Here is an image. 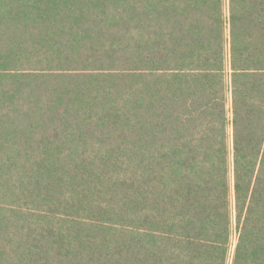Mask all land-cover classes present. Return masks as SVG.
I'll list each match as a JSON object with an SVG mask.
<instances>
[{
    "label": "trees",
    "instance_id": "obj_1",
    "mask_svg": "<svg viewBox=\"0 0 264 264\" xmlns=\"http://www.w3.org/2000/svg\"><path fill=\"white\" fill-rule=\"evenodd\" d=\"M0 264H264V0H0Z\"/></svg>",
    "mask_w": 264,
    "mask_h": 264
}]
</instances>
